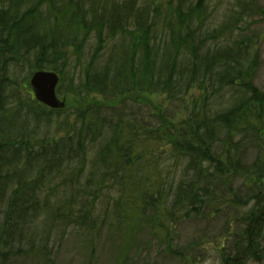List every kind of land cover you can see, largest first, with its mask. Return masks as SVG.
Listing matches in <instances>:
<instances>
[{
  "label": "trees",
  "instance_id": "16d2710c",
  "mask_svg": "<svg viewBox=\"0 0 264 264\" xmlns=\"http://www.w3.org/2000/svg\"><path fill=\"white\" fill-rule=\"evenodd\" d=\"M210 2L0 0V264L34 256L48 264L70 230L126 228L125 239L149 211L166 235L176 219L217 211L226 174L262 178L264 93L254 84L249 34L255 0H234L214 19ZM86 49L94 58L83 79L60 90L105 104L70 111V136L56 141L53 128L38 138L56 112L20 87L36 71L62 72L69 51L80 61ZM103 186L117 198L104 200ZM101 196L104 210L94 215ZM228 217L230 227L238 215ZM263 221L264 211L239 219L254 234ZM248 252L249 261L263 260L260 247Z\"/></svg>",
  "mask_w": 264,
  "mask_h": 264
},
{
  "label": "rangeland",
  "instance_id": "374dc122",
  "mask_svg": "<svg viewBox=\"0 0 264 264\" xmlns=\"http://www.w3.org/2000/svg\"><path fill=\"white\" fill-rule=\"evenodd\" d=\"M233 1L234 0H211L210 10H212V13L215 11V13L217 12L219 14L227 7L231 6ZM255 4L256 6L252 12V18L249 21V34L256 40V56H258L253 80L257 88L260 89V92L264 93V0H255ZM217 13L215 15L213 14V19L216 17ZM212 22L216 24L215 20ZM88 42H90V40H88ZM86 50L87 53L84 54V58L82 57L80 61L71 55L70 51H67L68 54H66L69 59L67 65L63 67L60 73L39 70L56 74L58 79L55 91L56 97L59 102L63 103V106L59 109H54L56 115H53L52 119L55 127H47L46 129L41 128L39 130L41 135H38V138H43L42 134L44 131H46L44 132L46 137L50 136L54 132V129L57 131L56 141H60L68 135L70 136V131L74 127L73 122H75L74 114H71L70 111L72 113L76 111L86 112L96 105L105 104V101L101 100L99 96L83 98L68 92L62 95V90L66 88L70 79H73L75 83L83 79L80 71L87 65V60L94 58V55L89 57L90 51L88 49ZM105 52L104 49L101 51V57ZM17 70L18 69L15 71ZM36 72L29 76L28 81L24 84L25 88L23 89L20 87L21 89H19V92H22L26 96L27 93L30 94L35 104L53 110L45 104L36 101L33 96L30 80ZM19 73L23 74L24 71L21 69ZM16 74L18 75V73ZM62 76L64 78V86H60ZM60 88H62V90H60ZM143 99L145 100L146 98ZM117 102H119V100L108 101L106 105L108 103L109 107H111L117 104ZM162 103L163 100L157 99L156 106L160 107ZM68 111L71 118H68L67 124L63 127L66 119L65 115ZM71 125L72 127L67 129ZM91 148L93 153L95 145L91 146ZM253 157L254 154L251 152L248 160L251 161ZM181 167L182 165L179 166V168ZM144 171L146 170L144 169ZM141 174H147L146 176H148V173ZM258 176H262V178L259 180H255V178L250 180L249 177L244 175L232 176L226 174L223 199L218 197L217 204L211 207L212 210L217 209V211L215 210L216 212L210 215L204 213V216H193L190 214L188 217L176 219V221L172 223V227L168 229L166 235L153 225L155 221L149 218L150 215L153 216L151 211H149L150 215H146V217H148L146 219L148 223L144 227L134 229L125 239H122V236L127 235L126 228H120L110 232V229L105 227L102 232L97 231V235L90 232L85 233L82 231L70 230L68 234L64 236L61 244H59L60 246H57L54 249L55 251L53 250L52 256L49 257L48 264H228L235 258H237L238 261L241 260L243 264H264V256L263 260L260 259L261 261L257 262L249 261L247 259L249 252L246 254L248 249H256L258 247H260L261 252H264V231L261 230V224L256 225L257 229L254 234L252 233L253 231L251 232L248 229L250 231L248 232L246 230V225L243 222H239V219L243 218L244 214L252 213L254 218L258 219L264 211V171L263 175ZM86 179V174H83L81 176V185H84ZM100 190L102 196H105L104 200L110 197L117 198L115 190H105L104 186ZM102 196L100 202L95 206L97 210L94 215H101L102 210H104V208L101 207L102 204H105L101 203L103 200ZM229 200L234 201L232 205H237V209H233L230 207L231 205H226L227 203L225 201ZM218 203L221 204L219 205ZM204 208L210 209V205L203 207L201 211H203ZM229 213L238 215V218L233 217V224L230 227L226 226V222L231 218L228 217ZM263 228L264 221L262 224V229ZM228 230H230V233H225V231ZM259 234L262 237H258ZM52 235L53 238H56L57 234L54 233ZM223 235L224 239H221ZM236 248H238L240 254H242L247 261H244L242 256L241 258L238 256L234 257ZM227 257L231 259L227 260ZM184 258L186 262L182 263ZM37 260V256L28 259L17 258L10 264H44Z\"/></svg>",
  "mask_w": 264,
  "mask_h": 264
},
{
  "label": "water",
  "instance_id": "95a60500",
  "mask_svg": "<svg viewBox=\"0 0 264 264\" xmlns=\"http://www.w3.org/2000/svg\"><path fill=\"white\" fill-rule=\"evenodd\" d=\"M57 81L56 74L46 71L36 72L30 80V87L36 101L53 110L63 106V103L59 102L56 97Z\"/></svg>",
  "mask_w": 264,
  "mask_h": 264
}]
</instances>
